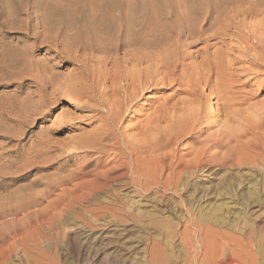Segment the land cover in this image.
I'll list each match as a JSON object with an SVG mask.
<instances>
[{
    "label": "bare ground",
    "instance_id": "6f19581e",
    "mask_svg": "<svg viewBox=\"0 0 264 264\" xmlns=\"http://www.w3.org/2000/svg\"><path fill=\"white\" fill-rule=\"evenodd\" d=\"M90 1L72 18L55 19L52 12L35 18L41 31L32 33L33 38L44 34L39 44L57 55L56 63H63L65 71L55 72L48 64L37 67L25 56L16 60L18 73L12 75L31 80L36 88L37 101H26L25 112L49 116L48 107L59 98L73 106L72 112H61L68 120L60 125L73 133L68 143L59 148L44 140L41 145L74 167L45 188L34 181L29 187L37 186L35 192L24 193L26 184L23 193L0 203V264L49 261L44 248L50 243L54 247L58 239L54 233L45 235V224L65 213L82 212L98 222L104 215L112 220L138 210L142 200L153 204L169 195L205 198L207 191L196 180L220 168L252 169L259 177L248 180L250 187L239 179L229 188L227 183L225 190L238 196L248 190L251 198L261 194L264 199V109L256 121L234 111L240 101L235 90L239 78H264V28L246 34L242 25L234 26L228 0ZM12 13L5 14L13 24ZM97 53L102 57L95 58ZM47 60L55 58L49 55ZM51 159L49 163H61ZM27 171L0 175V189L26 180ZM131 193L140 201L127 200ZM197 201L181 203L187 216L180 223L185 233L190 229L195 236L189 251L196 253L189 252L183 264H264V226L227 222L221 216L209 222L216 229H204ZM254 203L243 206L256 207Z\"/></svg>",
    "mask_w": 264,
    "mask_h": 264
},
{
    "label": "rangeland",
    "instance_id": "374dc122",
    "mask_svg": "<svg viewBox=\"0 0 264 264\" xmlns=\"http://www.w3.org/2000/svg\"><path fill=\"white\" fill-rule=\"evenodd\" d=\"M89 1L90 0H0V8H2L0 9V175L5 178L18 176L27 170L30 171L29 177L26 180L18 181L7 190L0 189V203H4L5 201L23 193L21 189L26 184H28L27 186L29 187L36 181H39L41 182L40 188H45V186L47 187L49 184L48 182L51 183L56 177L64 175V173L74 167V163H70V161L66 158H62L63 160L59 158L57 154L58 152L53 151L48 152V154L43 150V145H41L47 140V143L50 142L49 145L59 148L68 143L69 137L73 133L66 127L60 125V123H64V121L68 120L67 116H64L61 112H72L73 106L69 105L64 99L59 98V100L55 102V105L51 104L52 106L50 105L51 107H48V110L51 109L48 114L49 116L40 118L37 115H32L29 111L25 112V109L27 108L26 101L29 103L37 101V97L35 96V84L31 80L18 79V76H13L12 74L18 73V69H16L17 61L24 56L27 60H29V62L31 61L36 66L39 65V67H43L48 64L46 65L48 67H50V65L51 67L52 65L55 66L54 71H65L66 69L64 68L66 67L63 63H59L60 65L56 63L57 55L55 53L48 52L42 44H39V41L40 39H43L44 34L41 32V34H39L40 36L38 35V39L33 38L34 33L41 31L40 29H36L37 27L35 24L38 22L36 19L40 20L41 17L46 15L45 13L48 14L51 12L55 19L57 17L61 18L63 15L64 17L72 18L77 10L88 6ZM226 3L227 4L225 5L228 7V13H230V15L234 18L233 25H242L244 33L249 34L251 28H257L258 30H262L264 28V0H228ZM16 4H19L20 6L18 5V7H16ZM22 6H24V9ZM55 6L56 8H54ZM18 8L24 10V12H26V16L25 13ZM26 8H29L28 11ZM7 11H9L10 14L13 12L12 15L15 14L11 16V18H15L11 19L13 20V24L12 21H8L6 19L7 17L5 13H7ZM57 13L60 14L58 15ZM23 21H25V24ZM20 24H22L23 27ZM25 26L27 28H25ZM22 28L26 29V31L22 30ZM230 32L234 33L235 31L234 29H231ZM19 53H21V55ZM49 55L55 58L53 62L47 60ZM94 56L95 58L102 57V55L98 53ZM10 61L14 62L10 63ZM9 68L10 70H8ZM69 68L71 69L72 66H69ZM254 78H257L255 74H245L239 78L238 82L235 83L236 85L234 84L237 92L236 96L238 100L241 101H237L239 105L237 104L234 107L235 115L238 113V115L247 120H251L253 118L251 121H256L257 115L260 112H263L262 109H264V78ZM259 80L262 81L259 82ZM18 81H20L19 84ZM260 115L261 113L259 116ZM254 118L256 119L254 120ZM50 159L51 161L59 159L58 161L61 163H49L50 161L48 162V160ZM69 159H71V157ZM209 174L210 173H205L204 177L201 176L198 180H196L198 188L201 187L202 190L207 191L205 198L202 197L199 199L197 197L192 199L189 196L179 197L169 195L164 201L166 204L164 202L158 203V201H156L157 203L154 201L153 204H147L148 202L143 200L140 201L131 193L129 194L127 200H132L133 202L138 200L140 201L139 203L142 202L139 204V206L141 205V208L133 210L126 215H119L117 219L113 218L110 220V216L104 215L98 222H92L89 215L82 212H75L74 214L65 213L62 216L53 218L51 222L46 221L44 229L45 235L51 236V233L52 235L54 233L58 240L56 242L57 245L55 243L54 247L53 244L50 243L47 244L48 247L44 248L47 254L46 256L51 257V259L49 261H44L43 264H152V262L157 264L163 260L166 264H183L182 261H185V258L188 257V253L190 252L189 246L191 244L194 245L195 238H193L194 235L190 229V232L188 230L185 233L183 230L184 226L180 223V221H182L181 219H184V217L187 216V212L185 211V208L181 207V203L184 204L189 201L188 203L192 204L198 199L199 201H197V204L200 205L199 208L202 210L201 213L203 217H201L206 223L203 225L204 229H206V227L216 229V227L209 222H213L216 219L219 220L221 216L225 217L224 220L227 222L234 220L232 222L239 221L250 225L264 226V199L261 194L256 195L257 197L252 196L251 198L248 190L243 191L244 196L233 194V190V192H230L231 190H225L227 183V187L229 188V184H238L239 179L244 180L243 184H245V187H250L251 185L248 180L253 179L254 177L258 179L259 177L255 176L256 174H253L252 169L247 166H242L238 169L233 168L231 170L227 168H220L215 173ZM245 181L247 182L245 183ZM224 182H226V184ZM247 184H249V186ZM31 188H33V190ZM36 190H38L37 186H31L24 191V193L27 194L32 191L35 192ZM225 192L229 193V197L226 194L228 198L225 197ZM55 193H60V191L56 190ZM54 197L55 195H52L45 199L44 206H46V203ZM236 198L239 200L237 201ZM191 200L193 201L190 202ZM226 201H230V206L224 204L225 206L222 205V209L220 203ZM255 201L257 204L254 203ZM244 203L245 205L246 203H254L256 207L253 206L251 208L250 206L249 208L248 206H243ZM217 204H219V206H217ZM219 208H221V210ZM213 212H216V215L213 214ZM211 225L213 227H211ZM190 233L191 235H189ZM60 236L61 238L63 237V240H61ZM189 242L191 243L188 245ZM214 248H216V246ZM160 249H163V251ZM195 254L196 253H193L192 255L195 256ZM198 255L200 254L198 253ZM151 259H153L152 262L150 261ZM179 261H181V263ZM11 263L18 264L16 259L12 260Z\"/></svg>",
    "mask_w": 264,
    "mask_h": 264
}]
</instances>
